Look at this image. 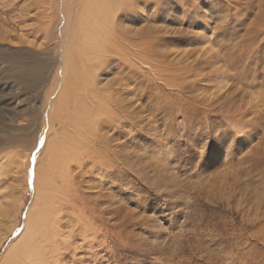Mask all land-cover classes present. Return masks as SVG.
Returning <instances> with one entry per match:
<instances>
[{"label": "rangeland", "instance_id": "obj_1", "mask_svg": "<svg viewBox=\"0 0 264 264\" xmlns=\"http://www.w3.org/2000/svg\"><path fill=\"white\" fill-rule=\"evenodd\" d=\"M27 243V264H264V0H0V264Z\"/></svg>", "mask_w": 264, "mask_h": 264}, {"label": "bare ground", "instance_id": "obj_2", "mask_svg": "<svg viewBox=\"0 0 264 264\" xmlns=\"http://www.w3.org/2000/svg\"><path fill=\"white\" fill-rule=\"evenodd\" d=\"M138 2V1H137ZM136 2V3H137ZM144 4V3H143ZM136 5V4H135ZM124 6H127V4L126 5H124ZM132 6H134L133 5V2H132ZM126 8V7H125ZM130 8V7H129ZM128 8V9H129ZM117 10V9H116ZM131 10V9H130ZM121 11H124V9L123 10H121ZM117 12H118V10H117ZM127 12V11H126ZM105 10H104V3H101V4H99V5H96V4H94V3H91V4H87L86 5V12H85V14L83 15V16H81V20H80V22H79V32H80V36L78 37V55H79V57L80 58H78L77 56H76V53L74 54V56L75 57H77L80 61H82V62H85L86 64H89L90 63V61H92V62H94L96 59H97V55H94V53L93 52H95V51H98L99 49H100V46L98 45V43H99V41H97L96 42V40L93 38V33H94V31H97V28H99V27H103V25H102V23H101V21H104V19H105ZM113 13H114V11H113ZM122 13H120V15H121ZM124 16V15H123ZM118 17H120V16H118ZM92 18H98V21L96 22V21H94ZM78 19H80V17L78 18ZM119 20H120V22H121V24H122V18H119ZM119 20H116V22H118ZM125 21V20H124ZM99 22V23H98ZM116 22H115V24H116ZM100 24V25H99ZM120 24V25H121ZM119 24L117 23V26H118ZM119 25V26H120ZM82 26H83V29H82ZM124 26H126L125 24H124ZM123 26V28H127V27H124ZM121 27V26H120ZM120 27H119V29H120ZM100 28V29H101ZM114 28V27H113ZM116 29V28H115ZM125 30V29H124ZM117 31V30H116ZM120 31V30H119ZM123 31V30H122ZM99 32V31H98ZM121 32V31H120ZM114 33H115V31H114ZM116 34L118 35V37H120V36H122V35H120V33H117L116 32ZM115 34V35H116ZM95 35H96V32H95ZM101 36V35H100ZM123 38V37H122ZM133 38V37H132ZM138 38V37H137ZM98 40V39H97ZM111 43L113 42V41H110ZM115 42V41H114ZM119 43V42H118ZM118 43H116V44H118ZM127 45V44H126ZM109 46V45H108ZM114 46H115V44H114ZM118 46V45H117ZM124 47V46H123ZM110 48H112L111 46H110ZM67 53V52H66ZM101 53V52H100ZM103 54V53H102ZM106 54H108V53H106ZM103 56V55H102ZM111 56V55H110ZM126 57V56H125ZM103 58V57H102ZM110 58V57H109ZM66 59V58H65ZM78 60V61H79ZM100 60H102V59H100ZM110 60V59H109ZM112 62V61H111ZM78 63V62H77ZM101 62L99 61V64H100ZM90 65V64H89ZM83 66H86V65H83ZM101 66V65H100ZM86 67H89V66H86ZM90 67H92L91 65H90ZM83 69V68H82ZM100 69H102L101 67H100ZM88 70V69H87ZM83 71H85V70H83ZM80 74V73H79ZM88 74V73H87ZM97 74V73H96ZM90 74H88V76H89ZM95 76V75H94ZM120 79V78H119ZM124 79H126V78H124ZM90 80V79H89ZM89 80H87V81H89ZM89 83H90V81H89ZM92 83V82H91ZM73 84V83H72ZM71 84V85H72ZM76 85V87L78 86L77 84H75ZM74 85V86H75ZM73 86V85H72ZM80 86V85H79ZM79 86L77 87V90H79L78 88H79ZM83 86V85H82ZM66 87V89H69L70 88V86H65ZM65 87H64V90H66L65 89ZM81 88V87H80ZM63 90V89H62ZM63 90V93L64 92H66V91H68V90H66V91H64ZM70 90V89H69ZM85 90H86V87H85ZM72 91V90H71ZM74 91V90H73ZM80 91V90H79ZM82 92V91H81ZM85 92V91H84ZM61 93H62V91H61ZM61 94L60 96H61V100L58 102L59 104H58V107H57V105L56 106H54L53 107V109L51 110V113H52V117H53V119L57 116V118H58V120L59 121H61V124L60 125H62V126H65L66 125V123H67V116L69 115V123L71 124V115L70 114H67V112L69 113V111H70V108H68V106H67V99L65 98V96L66 95H68V94ZM72 93V92H71ZM74 95L76 94V93H73ZM87 94V93H86ZM65 95V96H64ZM82 95V94H81ZM63 96V97H62ZM75 96H77V95H75ZM65 98V99H64ZM90 97H88V99H89ZM69 100H70V98H69ZM68 100V101H69ZM76 100V99H75ZM117 100V99H116ZM74 101V100H73ZM120 102L121 101H123V100H119ZM76 102V101H75ZM78 102L79 101H77V104H78ZM90 102V101H89ZM124 102V101H123ZM69 103H71V101L69 102ZM73 104H74V102H72ZM80 103V102H79ZM85 103V102H84ZM102 104V103H101ZM55 105V104H54ZM70 106H71V104H70ZM75 106V105H74ZM83 106V105H82ZM56 107H57V109H56ZM78 107V106H77ZM76 107V108H77ZM86 107V106H85ZM91 107V106H90ZM73 108V107H72ZM75 108V107H74ZM80 108H84V106L83 107H81L80 106ZM80 108H78V110H83V109H80ZM89 108V107H88ZM103 108V107H102ZM106 108V107H105ZM104 108V109H105ZM73 110H75V109H73ZM89 110H90V108H89ZM93 110V109H92ZM91 110V111H92ZM84 111H86V110H84ZM112 111H114V110H112ZM79 112V111H78ZM92 113H93V111H92ZM111 113V112H110ZM113 113V112H112ZM117 113V112H116ZM53 114H54V116H53ZM75 114V116H76V120H77V122H76V125H77V127L79 128H77L76 130V132H75V138H67V142H68V144L69 145H67V146H64L63 145V148H62V146L60 147V149L61 150H63L64 152H65V159H66V162H67V160H68V158H71V156L74 158L75 156H76V154H77V152L79 151V150H84V152H86V154H87V151H88V149H87V144H88V141H89V128H90V117L88 118L85 114L83 115L82 113L80 114V116L79 117H77V115H76V113H74ZM118 114V113H117ZM110 115V117H111V114H109ZM120 115V114H119ZM84 116H86L87 117V119H85L84 118ZM95 116V115H94ZM93 116V117H94ZM74 117V116H73ZM122 117V116H121ZM119 118V117H118ZM121 119H123V120H125V117L123 118H121ZM86 120V121H85ZM122 120V121H123ZM106 121H108V120H106ZM102 123V122H101ZM74 124H75V122H74ZM94 124V122L92 123V125ZM69 125V124H68ZM76 125H75V127H76ZM73 125L71 124V127H72ZM118 126V125H117ZM69 128H70V125H69ZM72 130V129H71ZM102 131V130H101ZM70 133V130H68L67 132H66V134H62V132L60 131L59 132V138H60V141L63 139L62 137L63 136H66V135H68ZM72 133H74V131L72 130ZM69 136V135H68ZM48 140H49V142H48ZM59 141V140H58ZM47 142H48V147H49V149L50 150H53V147H54V145H56V144H54V141L50 138V133H49V135H48V137H47ZM99 142V141H98ZM63 144V143H62ZM99 148V147H98ZM58 150V149H57ZM59 151V150H58ZM66 152H68L69 153V155H67L66 156ZM58 153V152H57ZM62 153V152H61ZM101 153V152H100ZM102 154H104V153H102ZM106 155V154H105ZM84 156V155H83ZM103 158V157H102ZM105 161V160H104ZM69 164H71V163H69ZM89 165V164H88ZM104 165V164H103ZM77 166V165H76ZM68 164L66 165V163H65V165H64V168L63 169H68ZM62 169V168H61ZM63 171H65V170H63ZM68 174V173H67ZM23 199V198H22ZM21 202H22V200H21ZM47 202V201H46ZM10 206V205H9ZM6 208V207H5ZM8 209V208H7ZM14 210V209H13ZM17 210V209H16ZM40 216V215H39ZM38 216V217H39ZM42 217V216H41ZM46 218V217H45ZM48 218H50V217H48ZM39 219V218H38ZM42 220H43V218H42ZM45 220V219H44ZM37 222V221H36ZM45 222V221H44ZM39 224H40V222H38ZM44 226V225H43ZM38 227V226H37ZM42 228H44V227H42ZM47 229V228H46ZM34 230V229H33ZM44 230V229H43ZM38 231L39 232H41V233H43L42 231H40L39 230V228H38ZM29 235V234H28ZM35 236H36V233H35ZM41 236V235H40ZM38 237V236H37ZM41 237H46L45 235L44 236H41ZM47 238V237H46ZM27 239V238H26ZM30 239V238H29ZM39 240V239H38ZM12 241V240H11ZM41 241V240H40ZM41 244V243H40ZM50 244H52V243H50ZM35 246V245H34ZM40 249H42V248H40ZM29 243H27V244H22V245H18V246H16V247H12V249L11 250H9L7 253V255H6V260H7V262H6V264H20V263H24V264H27L28 263V261L27 260H24V257H26V258H29L30 257V253H29ZM14 252V253H13ZM13 253V254H12ZM37 255V254H36ZM11 256H13V258L11 257ZM29 263H33V261L32 260H30L29 261Z\"/></svg>", "mask_w": 264, "mask_h": 264}]
</instances>
